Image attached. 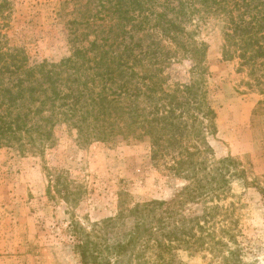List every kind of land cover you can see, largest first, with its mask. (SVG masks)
I'll return each mask as SVG.
<instances>
[{
	"label": "trees",
	"instance_id": "16d2710c",
	"mask_svg": "<svg viewBox=\"0 0 264 264\" xmlns=\"http://www.w3.org/2000/svg\"><path fill=\"white\" fill-rule=\"evenodd\" d=\"M72 1L84 3L93 21L82 38L77 28L71 32L72 54L59 62L31 65L24 50L3 41L0 24V148L42 151L58 124L87 142L149 137L152 158L173 151L171 168L189 184L175 202L151 200L102 220L101 249L89 234L77 236L82 259L176 264L180 251H208L218 264H243L240 248L232 246L237 239L230 211L219 203L231 180L245 172L231 157L212 165L208 160L213 149L207 134L217 131L205 79L208 48L187 24L222 20L224 59L238 58L242 68L256 71L264 65V0ZM2 13L0 4V19ZM97 16L101 26L93 28ZM91 34L95 38L88 40ZM82 40L88 44L80 45ZM182 57L194 62L191 78L170 86L167 71ZM60 184L58 173L53 187L69 197ZM191 202L202 204L200 215L182 212Z\"/></svg>",
	"mask_w": 264,
	"mask_h": 264
},
{
	"label": "rangeland",
	"instance_id": "374dc122",
	"mask_svg": "<svg viewBox=\"0 0 264 264\" xmlns=\"http://www.w3.org/2000/svg\"><path fill=\"white\" fill-rule=\"evenodd\" d=\"M0 4L3 41L24 50L31 65L71 56L75 37L71 32L77 28L82 38L89 31L86 24L93 21L84 3L72 0H0ZM96 20L93 28L101 26V17ZM187 27L208 48L205 79L217 114V131L207 134L213 149L208 153L210 165L231 157L245 172L231 180L229 193L219 203L233 219L237 243L232 246L240 248L243 264H264V65L255 71L251 65L242 68L238 58L224 59L222 20L196 18ZM94 38L91 34L88 40ZM193 67L189 58L175 59L167 71L169 85L189 82ZM152 151L149 137L87 142L67 124L56 126L53 142L42 151L21 154L15 147H1L0 264H94L82 259L75 247L77 236L89 234L101 249L102 220L151 200L175 202L189 184L171 168L173 151L157 159ZM58 173L68 199L53 187ZM201 211V203L182 208L187 217ZM110 237L111 242L117 239L114 234ZM218 262L208 251H180L176 264ZM121 264L134 263L125 258Z\"/></svg>",
	"mask_w": 264,
	"mask_h": 264
}]
</instances>
